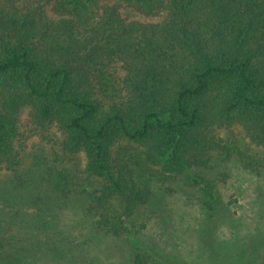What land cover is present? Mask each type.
<instances>
[{
  "label": "trees",
  "instance_id": "obj_1",
  "mask_svg": "<svg viewBox=\"0 0 264 264\" xmlns=\"http://www.w3.org/2000/svg\"><path fill=\"white\" fill-rule=\"evenodd\" d=\"M18 1L0 0V151L10 153L18 113L30 107L37 124L65 129L58 145L85 152L111 183L88 190L59 155L36 152L0 183V264H43L42 244L67 236L54 211L74 196L86 198L92 228L128 241V264L153 263L131 221L168 178L216 198L194 169L210 149L209 125L233 117L264 136V0H130L167 9L159 25L126 22L115 6L100 14L106 0H56L75 19L59 22ZM115 58L131 68L129 92L106 105L114 87L105 66ZM122 137L141 147L134 162L126 150L112 155Z\"/></svg>",
  "mask_w": 264,
  "mask_h": 264
},
{
  "label": "rangeland",
  "instance_id": "obj_2",
  "mask_svg": "<svg viewBox=\"0 0 264 264\" xmlns=\"http://www.w3.org/2000/svg\"><path fill=\"white\" fill-rule=\"evenodd\" d=\"M55 4L56 0L11 3L44 20L74 19L56 11ZM109 6H115L126 22L159 25L170 18L167 9L146 12L130 0H106L100 14ZM105 67L114 87L105 98V104L111 105L128 95L131 68L116 58ZM17 126L10 153L0 151V183L10 181L14 169L27 166L42 149L50 150L53 157L59 155L88 190L111 183V178L94 171L85 152L58 145L66 135L59 124L42 127L31 108L25 107L18 113ZM208 128L210 149L200 155L202 167L194 169L212 185L216 198L185 178H168L167 184L157 187L155 199L141 206L131 221L138 239L155 258L151 264H264V136L255 126L233 117L216 119ZM140 148L138 141L122 137L113 144L112 155L126 150V160L134 162ZM85 199L71 197L54 211L58 229L67 236L42 244L41 263L128 264V241L92 228L83 217Z\"/></svg>",
  "mask_w": 264,
  "mask_h": 264
}]
</instances>
